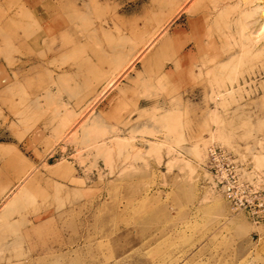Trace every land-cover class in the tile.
Segmentation results:
<instances>
[{"label":"rangeland","instance_id":"rangeland-1","mask_svg":"<svg viewBox=\"0 0 264 264\" xmlns=\"http://www.w3.org/2000/svg\"><path fill=\"white\" fill-rule=\"evenodd\" d=\"M0 128L33 160L0 264H264L204 170L264 192V0H0Z\"/></svg>","mask_w":264,"mask_h":264},{"label":"built area","instance_id":"built-area-1","mask_svg":"<svg viewBox=\"0 0 264 264\" xmlns=\"http://www.w3.org/2000/svg\"><path fill=\"white\" fill-rule=\"evenodd\" d=\"M204 170L213 190L222 193L236 211H245L255 223H264V192L245 176L237 156L223 147L208 149Z\"/></svg>","mask_w":264,"mask_h":264},{"label":"crops","instance_id":"crops-1","mask_svg":"<svg viewBox=\"0 0 264 264\" xmlns=\"http://www.w3.org/2000/svg\"><path fill=\"white\" fill-rule=\"evenodd\" d=\"M23 150L19 142H0V204L7 194L12 201L19 189L24 188L27 192L30 186L33 160Z\"/></svg>","mask_w":264,"mask_h":264}]
</instances>
